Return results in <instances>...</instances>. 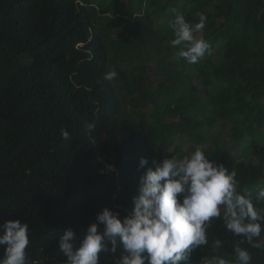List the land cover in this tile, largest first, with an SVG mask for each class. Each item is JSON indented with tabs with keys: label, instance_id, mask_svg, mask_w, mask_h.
Wrapping results in <instances>:
<instances>
[{
	"label": "trees",
	"instance_id": "16d2710c",
	"mask_svg": "<svg viewBox=\"0 0 264 264\" xmlns=\"http://www.w3.org/2000/svg\"><path fill=\"white\" fill-rule=\"evenodd\" d=\"M198 13L211 49L190 65L172 24ZM183 145L234 170L264 207V0H0V224L29 225L28 264H62L59 236L82 238L105 207L126 215L153 160ZM107 164L116 171L100 174ZM238 240L214 220L189 264L231 258Z\"/></svg>",
	"mask_w": 264,
	"mask_h": 264
},
{
	"label": "clouds",
	"instance_id": "9594fccd",
	"mask_svg": "<svg viewBox=\"0 0 264 264\" xmlns=\"http://www.w3.org/2000/svg\"><path fill=\"white\" fill-rule=\"evenodd\" d=\"M199 22L190 24L182 14L172 24L173 47L188 64H196L209 54L211 43L200 33L206 25V15L198 13ZM118 77L115 69L104 73L111 81ZM61 137L70 140L67 130ZM141 158L139 167L148 165ZM148 167L140 177L132 208L124 216L105 207L96 215L82 238L69 227L58 238L62 264H100L101 254H115L121 248L115 264H189L194 252L209 245V230L214 220H222L226 231L239 237L233 256L201 257L199 264H251L250 249L264 250V207H257L251 192L241 188L237 174L222 162L210 159L197 147L189 155L172 156ZM116 171L107 164L100 174ZM264 202V188L255 196ZM101 226L102 229H101ZM31 230L19 219L0 224V246L4 255L0 264H28L27 249ZM247 245L248 247H244ZM216 251L224 246L219 238L212 239Z\"/></svg>",
	"mask_w": 264,
	"mask_h": 264
},
{
	"label": "rangeland",
	"instance_id": "374dc122",
	"mask_svg": "<svg viewBox=\"0 0 264 264\" xmlns=\"http://www.w3.org/2000/svg\"><path fill=\"white\" fill-rule=\"evenodd\" d=\"M108 47H109V45H108ZM118 99L121 101L122 99H121V97H120V93H118ZM120 120H121V118H120ZM206 131L208 132V130H207V128H206ZM195 150V149H194ZM190 154V148H188V146L187 145H183L182 147H181V154L180 155H182V157L183 156H186V155H189Z\"/></svg>",
	"mask_w": 264,
	"mask_h": 264
}]
</instances>
